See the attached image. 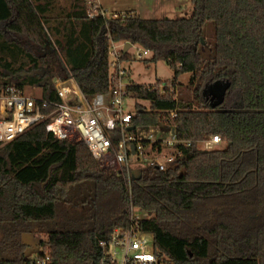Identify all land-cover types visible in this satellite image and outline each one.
Listing matches in <instances>:
<instances>
[{
	"label": "trees",
	"instance_id": "1",
	"mask_svg": "<svg viewBox=\"0 0 264 264\" xmlns=\"http://www.w3.org/2000/svg\"><path fill=\"white\" fill-rule=\"evenodd\" d=\"M190 1L192 17L152 20L90 19L87 0L56 17V0H0V85L43 87L57 100L51 80L74 77L86 96L108 94L111 46L130 43L150 52L147 63L172 68L173 88L191 74L188 99L162 94V82H132V126L170 127L192 143L174 169L143 167L129 184L127 173L103 168L85 143L59 140L46 124L0 142V264L28 261V234L46 237L53 264L96 261L101 241L130 226L131 206L172 263L264 264V0ZM131 48L119 50L121 64L133 60ZM219 82L221 101L207 92ZM213 136L220 146L199 148Z\"/></svg>",
	"mask_w": 264,
	"mask_h": 264
},
{
	"label": "built area",
	"instance_id": "2",
	"mask_svg": "<svg viewBox=\"0 0 264 264\" xmlns=\"http://www.w3.org/2000/svg\"><path fill=\"white\" fill-rule=\"evenodd\" d=\"M90 19L128 17L127 12L108 16L98 0H87ZM125 45L111 46V70L114 86L108 94L86 96L74 77L68 80H51L57 100L50 99L43 87L0 85V142L10 143L40 124H46L47 132L59 140L71 143H85L93 156L105 169L124 171L129 184L135 172L152 166L160 171L174 169L185 153L181 148H190L192 143L178 139L170 127L135 128L132 119L138 114L133 94L128 90L132 82L125 84L128 71L120 63L119 50ZM137 47V46H136ZM137 58L150 56L148 50L137 48ZM161 82V81H158ZM156 89V85H146ZM32 89L35 93L29 94ZM170 89L174 99L177 90L172 83L162 82L159 90L165 94ZM171 119L177 111L167 113ZM167 134L164 138L161 135ZM115 136L118 140L115 143ZM222 143L221 137L213 136L200 143L202 150H214ZM204 146V147H202ZM130 226L117 227L111 236L101 241L103 255L87 264H176L156 252L154 238L143 231L139 210L130 209ZM24 264H53L47 247L35 258H28Z\"/></svg>",
	"mask_w": 264,
	"mask_h": 264
},
{
	"label": "rangeland",
	"instance_id": "3",
	"mask_svg": "<svg viewBox=\"0 0 264 264\" xmlns=\"http://www.w3.org/2000/svg\"><path fill=\"white\" fill-rule=\"evenodd\" d=\"M60 1L63 5H70L68 0ZM175 1L176 0H102V3L105 4L104 8L107 11L108 16H112L116 10L128 12L126 10L138 8L139 14L143 16V19H184L192 17L194 8L190 0H177L179 3V7L177 8L174 5ZM80 2H82V0H80ZM51 35L53 41H55L57 35H55V33L54 35L51 33ZM137 48L138 47L136 46H132L129 53L132 55L133 60L123 64L127 71H129L131 80L133 82L137 83L138 85H157L159 83L158 81L171 83V81L174 80V72L166 62L161 61L157 64L147 63L146 60L151 58V54L143 60H140L136 56L138 52ZM190 79L191 74H185L179 78L178 86L181 84L183 85V88H174L177 90V98H190L189 90L186 88L190 82ZM129 82L130 80L127 78L125 80V84H128ZM226 86L227 85L224 82H219L210 86L207 91L209 93L208 96H211L215 100L221 101L225 93ZM27 92L32 94L36 91L29 89ZM132 101L135 100L131 99L129 105L132 104ZM138 103L140 104L142 102L138 101ZM161 136L164 138L168 137V135L164 133ZM140 214L141 217H145L143 213ZM24 241L28 245L26 252L27 258H35L43 252L41 243H46L47 239L42 235L28 234L24 236Z\"/></svg>",
	"mask_w": 264,
	"mask_h": 264
},
{
	"label": "crops",
	"instance_id": "4",
	"mask_svg": "<svg viewBox=\"0 0 264 264\" xmlns=\"http://www.w3.org/2000/svg\"><path fill=\"white\" fill-rule=\"evenodd\" d=\"M100 1V5L104 8L105 6V4H103L102 3V0H99ZM98 1V2H99ZM60 2V3H59ZM68 3H70V5H63L62 4V2L60 1V0H56V2H55V12H54V15H55V17H56V15H57V13H62L63 14V16H65V15H67V14H70V15H72L73 13H77V9L79 8V7H83L84 6V0H82V2H80V0H68ZM174 5L176 6V8L177 7H179V3H178V1L176 0L175 1V3H174ZM109 7V6H108ZM126 11H128V12H133L134 14H136V15H139V16H141V17H143L142 15H140L139 14V10H138V8H133V9H129V10H126ZM119 12H124V11H121V10H116V13H119ZM53 15V16H54ZM123 67H124V65H123ZM125 68V67H124ZM128 79L130 80V82H133L132 80H131V77H130V74H129V71H128ZM133 83H135V82H133ZM135 84H137V83H135ZM138 85V84H137Z\"/></svg>",
	"mask_w": 264,
	"mask_h": 264
},
{
	"label": "water",
	"instance_id": "5",
	"mask_svg": "<svg viewBox=\"0 0 264 264\" xmlns=\"http://www.w3.org/2000/svg\"><path fill=\"white\" fill-rule=\"evenodd\" d=\"M131 44L130 43H127L126 45H125V47H124V51L125 52H127L130 48H131ZM140 176H141V173L140 172H135L134 173V179L135 180H138L139 178H140Z\"/></svg>",
	"mask_w": 264,
	"mask_h": 264
}]
</instances>
